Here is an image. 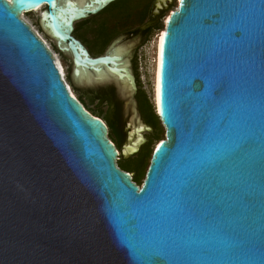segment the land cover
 Instances as JSON below:
<instances>
[{
  "label": "water",
  "instance_id": "obj_1",
  "mask_svg": "<svg viewBox=\"0 0 264 264\" xmlns=\"http://www.w3.org/2000/svg\"><path fill=\"white\" fill-rule=\"evenodd\" d=\"M59 1L0 0V264H264V0H230L254 17L242 41L206 19L224 0L177 1L161 35L156 116L164 140L141 186L117 167L107 125L71 97L51 53L20 19L43 8L41 29L71 57L74 83L77 66H102L128 84L135 127L126 124L120 150L128 159L150 131L136 109L129 54L116 56L117 40L91 57L72 36L75 22L117 0H87L90 10ZM171 1L155 0L151 18ZM213 66L227 69L226 81L250 107L254 144L240 172L207 163L219 154L213 127L223 115L209 120L206 134Z\"/></svg>",
  "mask_w": 264,
  "mask_h": 264
},
{
  "label": "rangeland",
  "instance_id": "obj_2",
  "mask_svg": "<svg viewBox=\"0 0 264 264\" xmlns=\"http://www.w3.org/2000/svg\"><path fill=\"white\" fill-rule=\"evenodd\" d=\"M154 2L155 0H153L150 3V5L152 4V7ZM176 8H177V0H172L171 3L168 4L167 9L160 12L156 17L151 18V16L149 15L142 26L151 24L152 21L151 19H155V26L151 28L149 34L146 36V38H143L142 40H140L139 35L137 34H133L130 36L131 31H129V29L126 30L121 29L117 32V34L111 39V41L106 46L99 49L98 51L93 46L87 45L91 57L102 56L104 52L107 50V48L110 46V44L117 40H119V43L117 45L118 48H121L123 51H125L127 48H130L131 51L129 53V59L132 53V55H134L133 65L138 77V92L145 96L149 104L150 111L155 118L157 117L152 103L153 100L152 72H153V59H154V42L157 35L162 30H164L165 18H167L168 15ZM108 9L106 11H108ZM106 11H104L103 13H101L102 12L101 11L100 12L101 14L100 13L98 14L103 15L106 13ZM89 19L90 17L87 18L86 20ZM23 20L25 21L24 23L31 29V31L35 35L38 34V36H40V38H42L45 41L46 48L51 53L52 58L55 57L56 59H58V61L60 62L63 68L64 82L69 86L72 93L75 95L77 101L83 106V108L91 116L93 117L99 116L100 120L103 121L106 125H107V121L105 120L106 118L112 119L115 122L117 121L120 122L121 124L120 129L123 130V132L121 133V139L119 143L116 141L114 135L107 128L108 130L107 138L115 146V148L116 147L118 148V154L120 156V150L122 146L127 144L126 133L129 131V128L126 127V124H128L132 118L129 106L125 105V102L127 101V95L125 94V91H123L120 88V86L114 79L106 78L101 82H95L94 78H92L91 81L84 83L83 82L74 83L71 79L72 84L77 90L75 92L67 80L68 75L71 74L72 71L71 57L68 54H59L55 48L54 41L49 36H47V32L45 30L43 31L41 29V24H39L40 13L25 14ZM81 22L82 21L75 22L73 25L72 36L75 39L77 38L78 34H80L79 26ZM86 39L90 40L89 36H87ZM81 94L84 95L85 98H80ZM101 95H105L106 99L102 100L101 98H99V96ZM140 120L142 124L146 125L142 121V119ZM117 128L119 129V126ZM157 130H158L157 139H155L152 136H149L148 154L145 159L144 166L142 168L138 166L137 161L139 160L141 154L143 153L144 148H142L139 154L131 156L128 159L121 158L119 159V162H116L118 168L125 171L134 172L131 173L132 177H135V174L136 175L140 174L138 176V182H137L139 186L142 185V182L144 180L153 148L158 145L157 143L159 140L162 139L164 140V129L159 125V128ZM146 136H148V134ZM116 142L118 143V145L116 144ZM140 147H142V145Z\"/></svg>",
  "mask_w": 264,
  "mask_h": 264
},
{
  "label": "snow or ice",
  "instance_id": "obj_3",
  "mask_svg": "<svg viewBox=\"0 0 264 264\" xmlns=\"http://www.w3.org/2000/svg\"><path fill=\"white\" fill-rule=\"evenodd\" d=\"M8 2L11 3L12 0H8ZM97 2L107 3L108 0H97ZM246 7L250 6L224 0L223 3L211 6L206 19L210 21L214 28L220 31L227 30L229 35L242 41L243 37H250L254 31V17L246 14ZM161 42H163V36L161 37ZM248 43L250 47L251 41L249 40ZM226 74V68L218 69L213 66L210 69L212 94L207 101V118L203 120L206 134L209 120L221 113L223 115H220V119L215 121V126L213 127V132L215 133L214 143L218 147L219 154L214 158H210L207 163L210 167H215L218 163L221 168H228L231 165V168L240 172L237 163L246 156L250 158L254 144L252 133L245 123V114L250 112V107L245 103L244 96L233 92L231 84L225 79ZM229 100H231V103L228 102ZM248 119L250 120V116ZM262 119H264V115H262ZM261 133L264 135V128L261 129ZM241 174L243 175V173ZM133 195H135V191H133ZM212 195L218 197L219 193L213 192ZM152 196H154V193H148L145 197H137V199H148Z\"/></svg>",
  "mask_w": 264,
  "mask_h": 264
},
{
  "label": "trees",
  "instance_id": "obj_4",
  "mask_svg": "<svg viewBox=\"0 0 264 264\" xmlns=\"http://www.w3.org/2000/svg\"><path fill=\"white\" fill-rule=\"evenodd\" d=\"M152 1L153 0L115 1L101 12L103 13L109 8L105 14L100 15V13L95 17H90L89 20H83L81 22L79 26L80 34H78L76 40H78L82 45L86 46L85 48L87 51L89 50L87 45L93 46L98 51L99 49L106 46L121 29L130 30L132 28H135V31L132 34L139 35L141 33L140 27L144 24L148 16V9ZM87 36H89L90 40L86 39ZM67 80L70 83L72 89L76 92L77 90L71 82V74L68 75ZM80 98H85V96L81 94ZM99 98L104 100L106 99V96L101 95L99 96ZM144 113L146 114L148 122L155 125V122L158 118H155L152 115L151 111H149L148 109L144 110ZM94 117L100 119L99 116ZM105 120L107 121V128L114 135L116 141L119 143L121 139V133L123 132V130L120 129V122H115L114 120L108 118H106ZM118 126L119 129L117 128ZM117 142L116 144L118 145ZM116 149L118 151L117 147ZM118 158L121 159V156H119ZM120 170L125 173L131 174L129 171H125L122 169ZM139 175L135 174V177L132 180L134 183L138 182ZM136 185L138 186V183Z\"/></svg>",
  "mask_w": 264,
  "mask_h": 264
},
{
  "label": "bare ground",
  "instance_id": "obj_5",
  "mask_svg": "<svg viewBox=\"0 0 264 264\" xmlns=\"http://www.w3.org/2000/svg\"><path fill=\"white\" fill-rule=\"evenodd\" d=\"M63 1V4H69V6L71 7H79V8H84L86 10H90L93 9L95 7L94 3L91 4V6H84L87 3V0H60ZM59 1V2H60ZM178 1V0H177ZM60 5V4H59ZM42 7L37 8L35 10H33L31 13H40L41 15V11H42ZM26 13H22L20 15V19L25 22L23 20V17ZM60 18L62 19V17L60 16ZM67 20L66 18L63 19V23H65ZM167 21V18H165V23ZM164 33V30H162L156 37L155 42H154V59H153V83H152V103H153V108L155 113L157 112L158 109V81H159V65H160V50H161V35ZM46 46L45 41L40 38V36H38V34L36 35ZM130 49H127L125 52L121 49V48H116L114 50V53L116 54V56H120L121 59H124L129 53H130ZM53 61L54 64L60 74V77L62 79V81L64 82V72H63V68L60 64V62L58 61V59H56L55 57H53ZM76 69L78 70V76H77V81L78 82H89L91 81L92 78H94L97 82H101L103 80H105L106 78L111 79V76L109 75V73H107L104 68L102 66H98L97 67V72H93V69L88 68L86 66H77ZM69 94L71 95L72 98H74L75 100L76 97L75 95L72 93L71 89L69 88V86L64 82ZM120 86V88L125 91L128 92V84L126 82H122L120 84H118ZM134 120L132 119L130 122V128L135 127V124L133 122ZM134 131H132L131 133V137L130 140L134 141ZM135 146L140 147L141 144H139L138 142L135 144Z\"/></svg>",
  "mask_w": 264,
  "mask_h": 264
},
{
  "label": "flooded vegetation",
  "instance_id": "obj_6",
  "mask_svg": "<svg viewBox=\"0 0 264 264\" xmlns=\"http://www.w3.org/2000/svg\"><path fill=\"white\" fill-rule=\"evenodd\" d=\"M151 7H152V4L149 6L148 16L149 15L151 16V11H152L151 9L153 8V7L152 8ZM148 16H147V18H148ZM151 20H152L151 24L147 28H145L144 30L141 29V27H143V26L140 27V31H141V33L139 34L140 40H142L143 38H146V36L149 34L151 28H153L155 26V19H151ZM129 31H131V34H130V36H131V35H133L132 33H134L135 28H132ZM133 59H134V55H132V53H131L130 59H129L130 60V67H131V73H132V76L134 77L135 85H136V88H137L136 94L134 95V101L136 103V109H137V112H138V115H139L140 119H142V121L146 124L145 126L150 128V131L144 130L141 133V135H142V137L144 139V143L142 144V147H139V150H138L137 154L140 153L142 148H144V149H143V153L141 154L139 160L137 161V164H138V166H140L142 168L144 166L145 159H146L147 154H148L149 136H152L155 139H157L158 138V130L157 129L159 128V125L161 127H162V125H161L159 119H157L159 122L156 121L155 125H153L152 123H149L148 120H147V117H146V114L144 113V110L148 109L150 111V107H149V104H148L145 96L138 92V77H137L136 70H135L134 65H133ZM147 134H148V136H146ZM126 137H127V133H126ZM162 140H159L157 144H159ZM130 173H134V172H130ZM133 179H134V177H132V180ZM135 184H137V183L135 182Z\"/></svg>",
  "mask_w": 264,
  "mask_h": 264
}]
</instances>
